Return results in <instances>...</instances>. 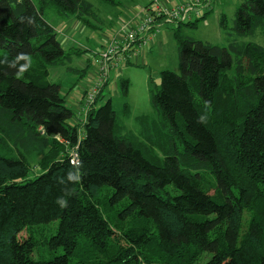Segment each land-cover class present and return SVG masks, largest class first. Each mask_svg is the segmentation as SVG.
Instances as JSON below:
<instances>
[{"label":"trees","instance_id":"trees-1","mask_svg":"<svg viewBox=\"0 0 264 264\" xmlns=\"http://www.w3.org/2000/svg\"><path fill=\"white\" fill-rule=\"evenodd\" d=\"M201 3L168 24L155 17L147 40L120 55L117 71L145 64L173 27L179 73L161 71L150 94L170 137L144 121L140 147L116 125L105 93L114 76L84 122L69 123L68 90L88 77L89 58L77 61L89 49L65 50L44 13L93 32L113 23L84 0H0V264H264V0L235 9L226 46L183 33L211 14ZM256 31L261 43L242 41ZM20 54L31 60L24 71ZM51 67L73 76L64 92L47 81ZM118 91L125 97L128 81Z\"/></svg>","mask_w":264,"mask_h":264},{"label":"rangeland","instance_id":"rangeland-1","mask_svg":"<svg viewBox=\"0 0 264 264\" xmlns=\"http://www.w3.org/2000/svg\"><path fill=\"white\" fill-rule=\"evenodd\" d=\"M35 1V0H34ZM91 5L92 11L95 13L96 18L99 21L115 22L119 15L130 14L131 9L134 7H144L151 2L160 0H113L114 4H109L103 0H84ZM163 1V0H161ZM213 0L212 12L203 23L199 24L196 29H189L183 31L187 36L218 46H226L228 40L233 38L230 27L233 20V14L235 9L240 5L243 0ZM119 6V7H118ZM221 15H225L227 22V31L224 32L219 27V18ZM45 20L55 29L57 38L60 41L62 47L67 50L69 48H90L86 52L87 58L91 61V65L88 70V77H92L95 71V64L91 53L95 50L98 51L100 46L105 45L107 37L110 36L111 30L108 29L107 33L102 34L91 31L89 28L84 27L78 21L74 20L70 16H63L57 14L51 8H48L44 13ZM92 21V20H90ZM96 21H92L94 23ZM107 28V27H105ZM157 37V36H156ZM100 38V41L98 40ZM244 42H256L261 43L259 37V31H256L255 36L252 38L242 39ZM91 57V58H90ZM145 64L140 65H128L121 70L110 72V78L114 76L113 80L107 85L108 88L105 93L111 98L112 106L116 115V125L118 129H121L124 133L134 135L135 137L129 138V140L141 141L147 145L146 140L141 139V133L139 132L142 126L147 122L154 127V133L157 138L169 140V126L161 118L158 110H156L150 100V94L159 87V73L163 70H170L175 73H179L176 56V43L173 39V27L168 26L162 28L160 34L157 37V44L152 45L151 52H143L142 58ZM83 61V60H81ZM78 66H83L80 61H77ZM87 77L76 81L74 87L68 90V98H66V105L74 112L78 109V101L80 92L84 89H88L89 85L86 84ZM119 80L128 81V92L125 97H121L118 91ZM48 82H57L62 86L64 92L74 81L73 76L66 72L62 67L49 68ZM108 98V97H107ZM106 98L104 97L98 103L104 104ZM73 121V120H71ZM146 121V122H144ZM143 151V150H142ZM146 158L150 159L152 153L149 150L143 151ZM158 155V153L156 152ZM213 192L211 191L210 194ZM25 236L23 233L20 234Z\"/></svg>","mask_w":264,"mask_h":264},{"label":"built area","instance_id":"built-area-1","mask_svg":"<svg viewBox=\"0 0 264 264\" xmlns=\"http://www.w3.org/2000/svg\"><path fill=\"white\" fill-rule=\"evenodd\" d=\"M168 1L173 3L169 6ZM201 1H203L201 3ZM213 0H163L149 3L146 7H134L130 14L120 15L113 24L107 28H102L100 33L105 34L110 29V36L107 37L104 46H100L98 52L94 51L96 59L94 60L95 71L92 77H87L86 83L88 89L80 92L78 101V109L73 113V117L69 121L72 125H78L84 122L88 111L92 108L96 97L99 94L100 87L110 79V72H117L119 66L122 65L121 54L130 48V45L136 39L147 40V34L155 27V17H164L163 23H171L178 19H184L186 14L191 10V4L201 3L209 6ZM196 10L194 15H197ZM161 26V25H160ZM100 41V38H98ZM88 50V49H87ZM81 137V136H80ZM64 147L66 142L57 140ZM70 162H77V153L75 149L70 151Z\"/></svg>","mask_w":264,"mask_h":264},{"label":"clouds","instance_id":"clouds-1","mask_svg":"<svg viewBox=\"0 0 264 264\" xmlns=\"http://www.w3.org/2000/svg\"><path fill=\"white\" fill-rule=\"evenodd\" d=\"M17 59H23L24 61H26V63L24 65L21 66V71H24L27 69V67L30 66L31 60L30 57L24 55V54H20ZM80 177V173L77 171L75 174H73L72 172L68 173L67 175V179L68 180H78ZM60 183H64V179H60L59 181ZM57 203L61 206L64 207L66 206V201L63 198H60L57 200Z\"/></svg>","mask_w":264,"mask_h":264},{"label":"crops","instance_id":"crops-1","mask_svg":"<svg viewBox=\"0 0 264 264\" xmlns=\"http://www.w3.org/2000/svg\"><path fill=\"white\" fill-rule=\"evenodd\" d=\"M231 2L233 1V2H235L234 0H230ZM232 2V3H233ZM204 6H207V5H204ZM212 5H209L208 7H209V9H207V11L209 10V11H212V7H211ZM119 7V6H118ZM120 8V7H119ZM119 8H118V10H119ZM119 12V11H118ZM209 16V15H208ZM207 16V17H208ZM207 17H206V21H207ZM100 33V32H99ZM87 49H89L90 50V48H86V49H83V50H87ZM96 51V50H95ZM151 52V51H150ZM88 58H87V55L85 54V55H83V57H82V59L81 60H83V61H80V63L81 64H84L85 63V61H88L87 60Z\"/></svg>","mask_w":264,"mask_h":264}]
</instances>
